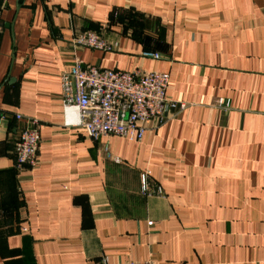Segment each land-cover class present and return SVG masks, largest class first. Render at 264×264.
Segmentation results:
<instances>
[{"label":"crops","instance_id":"obj_1","mask_svg":"<svg viewBox=\"0 0 264 264\" xmlns=\"http://www.w3.org/2000/svg\"><path fill=\"white\" fill-rule=\"evenodd\" d=\"M84 31L113 50L74 47ZM76 59L169 72L168 99L186 106L141 141H94L62 106ZM26 118L41 125L38 165L19 170ZM145 170L163 197L141 193ZM104 257L264 264V0H0V264Z\"/></svg>","mask_w":264,"mask_h":264},{"label":"built area","instance_id":"obj_2","mask_svg":"<svg viewBox=\"0 0 264 264\" xmlns=\"http://www.w3.org/2000/svg\"><path fill=\"white\" fill-rule=\"evenodd\" d=\"M74 47H86L112 51L113 45L98 33L84 31L71 39ZM142 56L160 60L157 51L145 50ZM170 73L157 70L123 71L101 68L76 59L70 69L61 75V98L66 123L83 128L94 141L120 136L130 141H141L149 121H161L168 107L185 108L184 103L168 99L167 89ZM230 106L229 102L222 104ZM71 113L74 118H71ZM16 118L23 116L16 114ZM41 125L36 119L26 118L14 143L15 165L19 170L32 169L38 165V150L41 141ZM107 150V147H106ZM107 156L116 163L119 157L107 151ZM140 190L145 196H164L160 185L151 180V171L140 173ZM150 225L152 221L148 222ZM107 263V258L102 260ZM121 264H155L151 260Z\"/></svg>","mask_w":264,"mask_h":264},{"label":"rangeland","instance_id":"obj_3","mask_svg":"<svg viewBox=\"0 0 264 264\" xmlns=\"http://www.w3.org/2000/svg\"><path fill=\"white\" fill-rule=\"evenodd\" d=\"M123 173L126 175V176H129L130 173L127 171V170H124Z\"/></svg>","mask_w":264,"mask_h":264},{"label":"water","instance_id":"obj_4","mask_svg":"<svg viewBox=\"0 0 264 264\" xmlns=\"http://www.w3.org/2000/svg\"><path fill=\"white\" fill-rule=\"evenodd\" d=\"M11 81H12V79H11ZM167 108H168V106H167Z\"/></svg>","mask_w":264,"mask_h":264}]
</instances>
